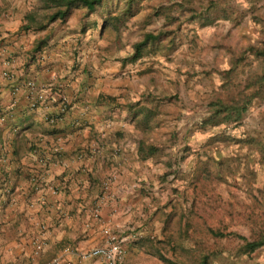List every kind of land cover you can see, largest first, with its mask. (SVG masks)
Here are the masks:
<instances>
[{"label": "crops", "instance_id": "crops-1", "mask_svg": "<svg viewBox=\"0 0 264 264\" xmlns=\"http://www.w3.org/2000/svg\"><path fill=\"white\" fill-rule=\"evenodd\" d=\"M30 1L0 0V264H104L78 256L111 236L124 240L121 264H152L175 146L161 133L178 109L164 116L156 82L109 61L103 30H23ZM29 81L52 90L37 109Z\"/></svg>", "mask_w": 264, "mask_h": 264}, {"label": "rangeland", "instance_id": "rangeland-1", "mask_svg": "<svg viewBox=\"0 0 264 264\" xmlns=\"http://www.w3.org/2000/svg\"><path fill=\"white\" fill-rule=\"evenodd\" d=\"M30 2L34 29L53 11ZM78 24L103 30L109 61L126 66L125 76L156 82L164 116L178 109L161 133L175 144L170 193L146 262L264 264V246L241 250L242 238L264 241V59L250 50L264 46V0H105L55 27ZM147 34L159 39L130 61Z\"/></svg>", "mask_w": 264, "mask_h": 264}, {"label": "trees", "instance_id": "trees-1", "mask_svg": "<svg viewBox=\"0 0 264 264\" xmlns=\"http://www.w3.org/2000/svg\"><path fill=\"white\" fill-rule=\"evenodd\" d=\"M105 0H44L45 8L47 10L53 11L48 17V22L40 27H35L34 30L43 31L46 30L51 24L55 22H67L69 18L72 16L73 12L77 9L87 10L89 13H94L97 8L104 3ZM136 0H130L131 3H134ZM216 7L217 5L213 3ZM30 20L29 15L26 16V21ZM32 20V18H31ZM23 30L32 29L31 25H24L22 27ZM159 37L151 34H147L145 40L141 43L135 45V53L130 58V61H137L142 56V51L151 41L158 40ZM48 40L45 38L41 40L36 45V51L39 50L44 43ZM250 50L254 52L257 57L264 59V46L263 48H254L252 47ZM262 79L264 80V73ZM218 113V112H217ZM240 238V237H239ZM245 241V245L242 246V253L251 254L256 252L258 249L264 246V241H254L249 242L247 239L242 238ZM161 259L168 264H187V263H172L167 261L161 256ZM199 264H210V260L208 256H203L199 260Z\"/></svg>", "mask_w": 264, "mask_h": 264}, {"label": "built area", "instance_id": "built-area-1", "mask_svg": "<svg viewBox=\"0 0 264 264\" xmlns=\"http://www.w3.org/2000/svg\"><path fill=\"white\" fill-rule=\"evenodd\" d=\"M2 76L5 78H9L10 75L8 72H3ZM27 89L30 93L31 97V108L37 109L40 106L44 105L45 97L47 94L52 91L50 88L48 89H40L37 87L35 82L29 81L27 83ZM19 91V88L13 91V95H16ZM44 107V106H43ZM2 113V111H1ZM57 119L54 117H47V121L55 122ZM143 238V236L139 235L138 239ZM124 240L119 238L118 236H111L109 243L102 247L94 248L90 251L84 252L78 256V260L80 262H85L91 259H100L104 262V264H121V257L123 254ZM43 243L38 245V249H42ZM62 258H55L47 264H62Z\"/></svg>", "mask_w": 264, "mask_h": 264}]
</instances>
